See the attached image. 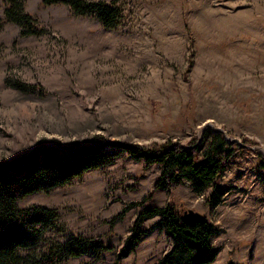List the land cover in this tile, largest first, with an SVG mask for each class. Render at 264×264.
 I'll return each mask as SVG.
<instances>
[{
    "label": "rangeland",
    "instance_id": "374dc122",
    "mask_svg": "<svg viewBox=\"0 0 264 264\" xmlns=\"http://www.w3.org/2000/svg\"><path fill=\"white\" fill-rule=\"evenodd\" d=\"M42 1L23 2L41 33L23 37L16 24L0 27V165L31 159L41 147L100 141L188 148L207 129L237 146L220 180L224 195L212 207L209 190L199 194L187 181L155 190L161 166L126 152L48 194L19 200L18 209L57 210L48 237L113 247L97 260L63 264H157L173 245L158 217L144 221L129 256L117 263V255L137 214L169 202L180 215L191 209L213 225L210 264H264L257 155L264 156V0H86L117 10L112 29ZM5 6L0 0V20ZM18 83L36 89L21 92Z\"/></svg>",
    "mask_w": 264,
    "mask_h": 264
},
{
    "label": "trees",
    "instance_id": "16d2710c",
    "mask_svg": "<svg viewBox=\"0 0 264 264\" xmlns=\"http://www.w3.org/2000/svg\"><path fill=\"white\" fill-rule=\"evenodd\" d=\"M23 2L5 0L0 27L6 22L16 24L23 37L41 33L36 19L25 12ZM42 3L65 6L75 16L92 17L107 29L117 24V10L102 2L43 0ZM5 84L10 85L8 81ZM13 87L25 93L36 89L33 85L22 83ZM236 148V144L226 142L222 133L207 129L201 143H189L188 148L170 143L147 149L100 141L61 149L41 147L31 159H18L12 165H0V264H63L85 255L97 260L103 253L113 250L99 239L70 234L61 240L48 237L56 230L57 210L42 206L18 209L16 203L26 196L48 194L91 170L113 164L121 153L126 152L135 161L143 160L147 165L161 166L155 190L187 181L199 194L209 190L206 203L212 207L224 195L220 180ZM257 155L258 167L264 170V156ZM203 160L195 166L196 162ZM155 217L159 218L157 228L173 239L172 247L157 264H210L214 261L217 251L211 246V239L216 233L213 225L207 219L202 223H184L176 206L169 202L163 207L144 208L137 214L130 234L118 252L117 263L129 256L140 242L144 221Z\"/></svg>",
    "mask_w": 264,
    "mask_h": 264
},
{
    "label": "water",
    "instance_id": "95a60500",
    "mask_svg": "<svg viewBox=\"0 0 264 264\" xmlns=\"http://www.w3.org/2000/svg\"><path fill=\"white\" fill-rule=\"evenodd\" d=\"M203 162L204 160L198 161L195 163V166H198L200 163ZM180 218L184 223H202L205 220V217L202 214L195 212L191 209L183 210L181 212Z\"/></svg>",
    "mask_w": 264,
    "mask_h": 264
}]
</instances>
